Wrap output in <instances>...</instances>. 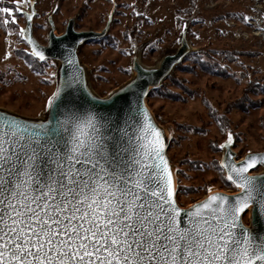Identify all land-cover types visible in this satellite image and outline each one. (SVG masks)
<instances>
[{
    "label": "snow or ice",
    "instance_id": "snow-or-ice-1",
    "mask_svg": "<svg viewBox=\"0 0 264 264\" xmlns=\"http://www.w3.org/2000/svg\"><path fill=\"white\" fill-rule=\"evenodd\" d=\"M11 2L0 24L15 23L14 11L32 21L23 9L35 0ZM19 33L36 75L56 87L42 119L0 111V264H264V152L237 154L228 131L212 145L224 150L213 167L233 195L184 209L140 74L97 94L77 55L82 38L58 42L61 76L29 29Z\"/></svg>",
    "mask_w": 264,
    "mask_h": 264
},
{
    "label": "rangeland",
    "instance_id": "rangeland-1",
    "mask_svg": "<svg viewBox=\"0 0 264 264\" xmlns=\"http://www.w3.org/2000/svg\"><path fill=\"white\" fill-rule=\"evenodd\" d=\"M37 1L34 35L43 45L50 15L56 33L62 34L74 17L78 31L101 32L113 12L108 34L80 49L97 94L130 81L137 54L145 66H158L177 51L187 30L191 53L147 104L165 129L176 191L179 181L192 188L179 204L187 208L213 193L233 194V189L216 183L219 173L213 165L221 162L224 150L212 145L224 143L231 131L237 154L264 151V0H195L193 8L190 0ZM2 6L15 8L11 0H3ZM23 10L30 8L24 5ZM19 14L13 12L15 23L0 24V108L43 118L46 97L56 85L30 66L32 58L24 51L30 50L19 33L26 21ZM58 68L56 63L47 71ZM220 115L221 124L213 118Z\"/></svg>",
    "mask_w": 264,
    "mask_h": 264
},
{
    "label": "water",
    "instance_id": "water-1",
    "mask_svg": "<svg viewBox=\"0 0 264 264\" xmlns=\"http://www.w3.org/2000/svg\"><path fill=\"white\" fill-rule=\"evenodd\" d=\"M37 3H38V1L35 0L34 5H32L31 8H30V12L35 13V15L33 16L32 21H30V22L27 21L25 16L23 15V13H21L24 16L25 21H26L25 28L29 29V34L31 35V37L33 39L36 40V42L38 44H40L41 46L45 47L48 50L47 54L53 56L57 60V63H59L58 72L60 73L61 76L63 75V69H64L65 66L62 63H60V58L56 56V53L61 51L60 44L58 42L65 35H68V36H79L80 38H82L84 40V44L80 45L78 47L77 55H78L79 60L81 62L82 71L84 73L85 80L91 86V90L96 93V91L93 88L92 82L90 80V75H89V71L87 69V66L82 62V59H81V56H80V49H81V47H83L88 42L94 41V40L103 39L108 34V32L110 30V27H111L112 19H113V12H111L109 14L108 21H107V23L105 25V28L101 32H96V31H92V30L91 31H78L76 29V18L77 17H74V18L69 19V21L67 23V26H66V29H65V31L62 34H57L56 33L57 27H56L55 22L53 20V16L50 15L48 17V19H47V23L49 25V32H48V37H47L48 41H47L46 45H43V44H41L39 42V40L34 35V23L33 22H34V18L36 16V14H37V8H36ZM24 12H29V11L24 10ZM49 37H50V39H49ZM25 42L27 43L26 40H25ZM27 45H28L29 50H30L31 46L28 43H27ZM191 51H192V49H191V46H190L188 38H187V30H185L182 33L180 46L177 49V51L175 53H173V54H169V55L165 56L162 59V61L159 63L158 66H156V67H147V66H145L142 63L140 56L138 54L135 55L134 59H133V62H132V71L135 73L134 77L138 73L140 74L141 79H140V81H138V83L144 84L145 85L144 90L149 91V95H150V92L152 90L159 89L162 86V84L173 73V71L176 69V67L179 66L181 63H183V61L191 53ZM145 69H151L152 71L151 72H146ZM133 78L130 81H128L127 83L131 82L133 80ZM152 81H155V84L159 85V87H154L152 85ZM118 89H116V90H118ZM149 95L147 97L143 98V104L148 109V111H149L152 119L154 120L155 124L160 129H162V131L164 133L165 144H166L165 154H166V156H167V158L169 160V163H170V165L172 167L171 160H170V157H169V152H168L169 151V141L167 139V135H166L165 129L157 121L156 117L154 116L153 112L151 111V109L149 108V106L147 104V99H148ZM0 111H3L5 113H9V114H14V113H12L10 111H7L5 109H2V108H0ZM14 115H16L17 117H22V118L28 119V120H39V119H42V118H27V117H23V116H20V115H17V114H14ZM46 115H47V113H46ZM262 152H264V151H262ZM257 153H261V152H257ZM223 159H224V153H223V157H222L221 162L223 161ZM174 178H175V175H174ZM214 194H217V193H213L211 195H214ZM220 194L229 195V196L233 195V194H227V193H220ZM176 195H177V191H176ZM209 196L210 195L206 196L204 199H202V200H200L198 202L205 201ZM177 201H178V198H177ZM198 202L192 204L191 206H189L187 208H184L181 205L180 206L182 208H184V209H191Z\"/></svg>",
    "mask_w": 264,
    "mask_h": 264
},
{
    "label": "trees",
    "instance_id": "trees-1",
    "mask_svg": "<svg viewBox=\"0 0 264 264\" xmlns=\"http://www.w3.org/2000/svg\"><path fill=\"white\" fill-rule=\"evenodd\" d=\"M191 2V5H192V8L194 5H196V1L195 0H190ZM188 14H191V12H189ZM18 15H20L18 13ZM31 58V57H29ZM171 77V76H170ZM168 77L166 81L170 80L171 78ZM170 78V79H169ZM164 87V85L162 86ZM162 87L160 89H156V90H152L150 92V97H153V96H156L158 94H161L160 90L162 89ZM248 92V90L246 91V93ZM217 122H219L221 124V115L220 117H217V116H214L213 117ZM192 188L191 187H186L185 185H182L179 181V185L177 187V193H178V200L180 201L183 197L187 196V191L191 190Z\"/></svg>",
    "mask_w": 264,
    "mask_h": 264
}]
</instances>
